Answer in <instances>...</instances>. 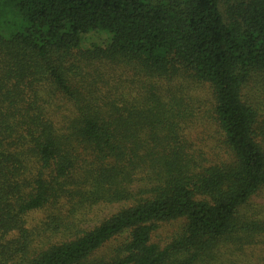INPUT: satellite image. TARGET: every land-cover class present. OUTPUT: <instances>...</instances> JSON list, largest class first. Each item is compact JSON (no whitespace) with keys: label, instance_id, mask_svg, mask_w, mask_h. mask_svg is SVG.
<instances>
[{"label":"trees","instance_id":"16d2710c","mask_svg":"<svg viewBox=\"0 0 264 264\" xmlns=\"http://www.w3.org/2000/svg\"><path fill=\"white\" fill-rule=\"evenodd\" d=\"M260 193L264 0H0V264H240Z\"/></svg>","mask_w":264,"mask_h":264},{"label":"rangeland","instance_id":"374dc122","mask_svg":"<svg viewBox=\"0 0 264 264\" xmlns=\"http://www.w3.org/2000/svg\"><path fill=\"white\" fill-rule=\"evenodd\" d=\"M200 95H204L205 98L209 100L207 88L204 87ZM202 116H204V114ZM187 133L195 147L205 152L209 158H214L215 155L219 153V148L216 143L215 128L212 124L205 125L197 122L195 123V127H191L187 130ZM249 204L253 212H259V216L264 217V193L255 195ZM119 207V205L98 206L92 210L89 217L92 219V222H99L115 213ZM43 218L44 215L42 213L31 214L28 218L27 227L29 228L40 224ZM170 232H172V225H166L158 230L156 236L160 242H163ZM224 256L226 260L229 259L228 255ZM240 264H264V248L260 245L246 248L245 251L243 250L240 252Z\"/></svg>","mask_w":264,"mask_h":264}]
</instances>
